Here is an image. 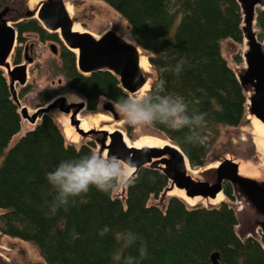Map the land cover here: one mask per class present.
<instances>
[{
    "label": "trees",
    "instance_id": "1",
    "mask_svg": "<svg viewBox=\"0 0 264 264\" xmlns=\"http://www.w3.org/2000/svg\"><path fill=\"white\" fill-rule=\"evenodd\" d=\"M100 1L129 23L132 41L153 67L156 79L147 95L182 97L190 117H203L199 124L179 131L159 123L151 127L182 150L192 169L205 167L219 128L239 126L247 105V95L221 47L226 40L243 44V16L237 0ZM256 26L262 42V10L257 12ZM14 27L18 44L13 64L22 63L29 34L41 43H58L61 65L55 68L56 74L85 99L88 111H96L101 98L116 103L128 95L109 71L80 73L76 54L37 19H23ZM234 59L243 62L240 55ZM181 61L177 73L175 67ZM30 87L21 91L19 99ZM55 96L48 89L44 100ZM22 128L8 77L0 69V158ZM132 130L128 127L129 134ZM93 151L97 147L91 141L79 148L67 144L49 116L26 132L0 167V235L33 243L46 264H214L215 253L219 264H264V238L242 239L236 213L228 203L190 207L176 196L169 198L164 209L151 203L169 186L160 171L141 169L124 200L115 196L116 190L102 193L92 188L74 204L58 207L57 193L46 174L63 161ZM223 193L234 201L230 184H224Z\"/></svg>",
    "mask_w": 264,
    "mask_h": 264
},
{
    "label": "water",
    "instance_id": "2",
    "mask_svg": "<svg viewBox=\"0 0 264 264\" xmlns=\"http://www.w3.org/2000/svg\"><path fill=\"white\" fill-rule=\"evenodd\" d=\"M237 2L243 15L242 32L246 45L243 59L246 67L239 70L236 76L248 96L249 118H255L264 124V43L259 41L255 31L257 11L259 7L264 6V0ZM9 11L8 7L0 11V69H6L11 96L19 108L22 122L27 120L35 125L43 114L58 110L69 117L70 125L79 137L92 139L97 150L133 162L136 165L135 176L144 168L162 172L169 181V186L162 194L164 197L177 189L184 191L188 199H200V203H205L206 208H211L214 206L210 201L215 200L220 193L223 194L224 184L228 183L233 188L234 197L245 200L255 214L256 218L252 225L254 229L260 228L264 234V172H261L260 176L256 172H241L239 163L234 159L225 158L217 166L196 173L191 169L182 150L171 140L161 147L136 148L127 144L125 134L121 130L113 132L103 128L83 130L79 115L87 109L86 101L69 103L64 95L54 97L45 107L31 114L27 107L21 105L16 90L17 84L25 86L27 83L28 65L11 63L17 46L18 32L6 18ZM26 18L37 19L47 31L60 35L65 47L77 55L80 73L90 75L109 71L119 79L122 89L128 94L140 92L148 83V76L140 66L141 48L132 40L128 42H125L126 39L122 40L115 30L107 31L98 39L88 32L75 30L76 23L68 11L65 0H43L36 10H29L26 13ZM51 49L57 53L55 46ZM25 60L29 64L33 62L27 55ZM105 110L113 113L116 119L119 118L113 103H107ZM250 173L252 174L249 175ZM126 192L127 187L121 189V198L125 199ZM197 205L199 203L193 207H199ZM218 257L217 253L212 255L214 264H219Z\"/></svg>",
    "mask_w": 264,
    "mask_h": 264
},
{
    "label": "rangeland",
    "instance_id": "3",
    "mask_svg": "<svg viewBox=\"0 0 264 264\" xmlns=\"http://www.w3.org/2000/svg\"><path fill=\"white\" fill-rule=\"evenodd\" d=\"M3 1H5V3L3 4L1 10L6 7L10 9L6 18L10 25L15 26V23L26 19V13L29 10H36L38 4H40L43 0H41L36 6L30 5L31 0ZM65 2L67 6L71 8V16L76 23L75 25H77L80 29L78 30L80 32H88L97 39L109 30H115L122 35L130 33L129 23L103 1L65 0ZM260 10L264 11V6L259 7L258 11ZM256 27L257 26H255V31L257 36H259L261 31ZM125 39L129 41L127 36H125ZM262 42L264 43V40ZM26 44V55L29 59H33V62L29 64L25 60L24 56L22 57V63H27L28 65V80L25 86H20L19 84L16 85L18 96L24 88L31 86L29 89L30 92L23 98H20L22 106L27 107L31 114L40 108L45 107L48 102H45L44 95L48 89L55 92L56 96L64 95L70 100H72L70 96H74L80 99L79 101H85L84 98L72 92L68 88V84L63 76L56 74L55 68L61 65V46L58 43H41L35 34H29L26 36ZM52 46L57 48L56 54L52 51ZM221 47L223 57L235 73L246 67L243 59V53L245 50L244 43L242 45H238L233 41L226 40L222 42ZM235 55H240L243 62L237 63L234 59ZM11 63L13 65V61H11ZM145 73L149 79V91L153 81L156 79V73L150 64ZM148 91L143 94L147 95ZM107 103L108 102L105 98H101L99 107L96 111H88L87 109L82 111L79 118L83 121V124L87 127L96 123L100 126V128H107L110 130L120 129L125 134L127 144L130 146H137L144 138L149 136L161 140L163 139L166 142L169 141L164 134L151 126H144L140 128L132 127L133 130L131 134H129L128 127L130 125L126 124L121 116L120 121L114 120L112 114L104 108ZM44 116H49L54 120L61 132L64 134L67 144L74 145L76 148H79L83 144L92 140L90 137L72 138L71 132L69 131L71 128L69 117L58 110H54L39 117L37 124L35 125L29 123L27 120L22 122V131L13 138L9 147L0 158V167L4 162L8 151L26 134V132L34 129L38 124H40ZM258 127V125L251 123L248 111L245 109L244 118L239 126H221L219 128V134L215 137L211 146L206 166L201 169L192 170L196 173H200L206 169L217 166L223 159L230 158L239 163L240 167H245L248 172H256L260 176V173L264 172V157L258 150L260 146L259 134L256 131V128ZM251 174L252 173L249 175ZM115 196L124 200V198H121V189L116 190ZM173 196L175 195L168 194L165 197L161 195L157 200L152 199L151 203L164 209L169 198ZM223 202H226L233 207L239 221L237 232L242 239L254 237L261 241L264 238L262 230L260 228L254 229V226H252L253 220L256 216L249 208L245 200L236 196L234 201H231L223 193V198L216 204H212V206H219ZM188 206L193 207L190 204H188ZM197 206L206 207V204L199 202V205ZM2 213L3 211H0V215ZM0 264H46V262L38 248L33 243L0 235Z\"/></svg>",
    "mask_w": 264,
    "mask_h": 264
},
{
    "label": "clouds",
    "instance_id": "4",
    "mask_svg": "<svg viewBox=\"0 0 264 264\" xmlns=\"http://www.w3.org/2000/svg\"><path fill=\"white\" fill-rule=\"evenodd\" d=\"M132 39L130 33L120 34ZM125 42H128L127 40ZM182 61L175 71H181ZM124 122L133 128L162 124L173 131L199 124L202 116L187 114V104L182 97L170 95H145L141 92L121 97L115 104ZM190 138V137H189ZM136 165L99 150L77 159L61 162L54 171L46 174L48 183L55 189L57 206L75 203L76 198L92 188L110 193L128 187L135 181ZM107 231V229H105ZM144 254L142 250L141 255Z\"/></svg>",
    "mask_w": 264,
    "mask_h": 264
},
{
    "label": "bare ground",
    "instance_id": "5",
    "mask_svg": "<svg viewBox=\"0 0 264 264\" xmlns=\"http://www.w3.org/2000/svg\"><path fill=\"white\" fill-rule=\"evenodd\" d=\"M41 0H31L30 1V5L32 6H36L39 2H40ZM39 5V4H38ZM68 7V11H69V13L71 14V8L69 7V6H67ZM257 28V27H256ZM75 30H80L79 28H78V26L77 25H75ZM128 41V40H127ZM130 41V40H129ZM245 50H246V45H245ZM77 53H78V51H76ZM146 56L143 54V52H142V49H141V61H140V66H141V68L143 69V70H147L148 69V67H149V63H148V59H146L145 58ZM4 71H5V73L7 74V72H6V69H4ZM149 83V82H148ZM146 84L142 89H141V93H144V92H147L148 91V89H149V87H150V85L149 84ZM65 98L67 99V101L69 102V103H80V102H82L83 100H81V101H79L80 99H78V98H76V97H74V96H70V98L72 99V100H74V101H72V100H70L69 98H67L66 96H65ZM79 101V102H78ZM84 111V110H83ZM79 120H81L80 118H79ZM93 120V119H92ZM82 121V120H81ZM250 121H251V123H253V124H256V125H258L259 127L258 128H256V131L258 132V134H259V141H260V146H259V148H258V150H259V152L262 154V156L264 157V124H262L261 122H259L258 120H256L255 118H250ZM81 128L83 129V130H89V129H91V128H100V126L99 125H97L96 123L94 124H92L91 126H85L84 124H83V121H82V124H81ZM103 129H106V130H109V131H111V132H113L114 130H110V129H107V128H103ZM258 129V130H257ZM70 132H71V136H72V138H79V136H78V134L77 133H75L74 131V128L73 127H71L70 128V130H69ZM126 140V139H125ZM127 142V141H126ZM153 144V145H152ZM168 144V141L166 142L165 140H161V139H158V138H155V137H146V138H144L142 141H141V143L140 144H138L137 146H133V147H136V148H142V147H146V146H165V145H167ZM130 146V145H129ZM263 166H264V162H263ZM240 171L241 172H244V173H247L248 171H247V169L245 168V167H241L240 168ZM170 194H172V195H175V196H179L180 198H182V199H184L188 204H190L191 206H194V205H196V204H198L200 201V199H195V200H191V199H188L187 197H186V195H185V193H184V191H180V190H177V189H175L173 192H171ZM223 198V194L222 193H220L219 195H218V197L215 199V200H212V201H210V203H212V204H216L217 202H219L221 199Z\"/></svg>",
    "mask_w": 264,
    "mask_h": 264
},
{
    "label": "flooded vegetation",
    "instance_id": "6",
    "mask_svg": "<svg viewBox=\"0 0 264 264\" xmlns=\"http://www.w3.org/2000/svg\"><path fill=\"white\" fill-rule=\"evenodd\" d=\"M5 3V1H3V0H0V11H2L1 10V8H2V6H3V4ZM5 9V8H4ZM261 42V41H260ZM25 51H26V49H25ZM24 58H25V55H24ZM126 92V91H125ZM127 93V92H126ZM128 94V93H127ZM106 99V98H105ZM107 100V102L109 103V102H111V103H113V106H114V108H115V102H113V101H111V100H109V99H106ZM99 104H100V101H99ZM106 105V104H105ZM98 107H99V105H98ZM105 108V107H104ZM98 109V108H97ZM115 110H116V108H115ZM109 112V111H108ZM116 112H117V110H116ZM111 113V112H110ZM112 114V116H113V118H114V120H116V121H120V119H121V117H120V114L117 112V114L119 115V118L118 119H116L115 118V116H114V114L113 113H111ZM130 127V126H129ZM116 130H120V129H116Z\"/></svg>",
    "mask_w": 264,
    "mask_h": 264
}]
</instances>
